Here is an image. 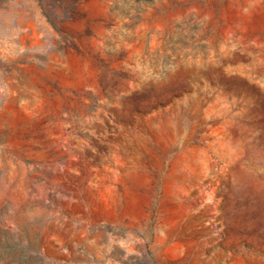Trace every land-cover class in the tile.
<instances>
[{
	"label": "rangeland",
	"instance_id": "obj_1",
	"mask_svg": "<svg viewBox=\"0 0 264 264\" xmlns=\"http://www.w3.org/2000/svg\"><path fill=\"white\" fill-rule=\"evenodd\" d=\"M0 264H264V0H0Z\"/></svg>",
	"mask_w": 264,
	"mask_h": 264
}]
</instances>
